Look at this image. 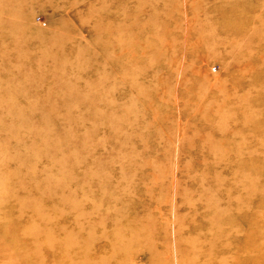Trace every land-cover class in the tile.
<instances>
[{
  "label": "rangeland",
  "instance_id": "1",
  "mask_svg": "<svg viewBox=\"0 0 264 264\" xmlns=\"http://www.w3.org/2000/svg\"><path fill=\"white\" fill-rule=\"evenodd\" d=\"M0 264H264V0H0Z\"/></svg>",
  "mask_w": 264,
  "mask_h": 264
}]
</instances>
